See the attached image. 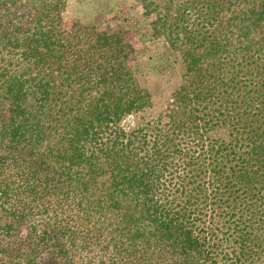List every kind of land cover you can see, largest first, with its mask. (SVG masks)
I'll return each mask as SVG.
<instances>
[{"label": "trees", "instance_id": "trees-1", "mask_svg": "<svg viewBox=\"0 0 264 264\" xmlns=\"http://www.w3.org/2000/svg\"><path fill=\"white\" fill-rule=\"evenodd\" d=\"M139 2L179 62L162 108L124 30L0 0V243L25 229L5 264L50 246L68 264H264V0Z\"/></svg>", "mask_w": 264, "mask_h": 264}, {"label": "rangeland", "instance_id": "rangeland-1", "mask_svg": "<svg viewBox=\"0 0 264 264\" xmlns=\"http://www.w3.org/2000/svg\"><path fill=\"white\" fill-rule=\"evenodd\" d=\"M74 18L82 22L91 21L100 29L124 30L127 40L135 49L133 58L139 63L138 72L142 82L152 90L162 108L178 85L179 62L162 38L155 39L150 35L147 26L149 17L143 14L139 0H68L63 12L64 24L69 26ZM23 233L25 229L22 228L14 237L16 241L8 238L6 243H0L1 264H5L12 253L10 251L5 256L3 245H22ZM37 255L38 264H68L64 255L58 254L52 246L42 249Z\"/></svg>", "mask_w": 264, "mask_h": 264}]
</instances>
